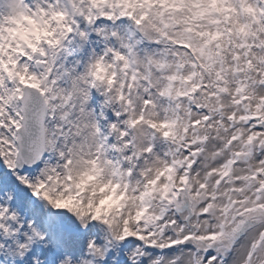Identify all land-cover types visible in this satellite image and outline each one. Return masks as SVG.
I'll return each instance as SVG.
<instances>
[{"label": "snow or ice", "instance_id": "obj_1", "mask_svg": "<svg viewBox=\"0 0 264 264\" xmlns=\"http://www.w3.org/2000/svg\"><path fill=\"white\" fill-rule=\"evenodd\" d=\"M0 264H264V0H0Z\"/></svg>", "mask_w": 264, "mask_h": 264}]
</instances>
